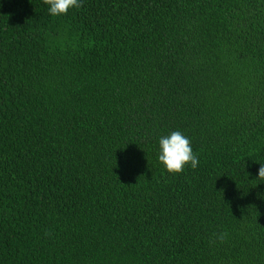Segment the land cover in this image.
Listing matches in <instances>:
<instances>
[{
    "label": "trees",
    "instance_id": "16d2710c",
    "mask_svg": "<svg viewBox=\"0 0 264 264\" xmlns=\"http://www.w3.org/2000/svg\"><path fill=\"white\" fill-rule=\"evenodd\" d=\"M80 3L0 0V264H264V0Z\"/></svg>",
    "mask_w": 264,
    "mask_h": 264
},
{
    "label": "clouds",
    "instance_id": "9594fccd",
    "mask_svg": "<svg viewBox=\"0 0 264 264\" xmlns=\"http://www.w3.org/2000/svg\"><path fill=\"white\" fill-rule=\"evenodd\" d=\"M49 5V12L52 16L58 17L66 15L72 8L79 9L82 5L80 0H44ZM160 155L159 161L165 166L169 174L179 175L189 166L195 170L199 164V157L194 154L189 138L182 132L175 131L168 137H162L159 141ZM258 179L264 180V166H260ZM227 232L214 234L215 239L221 243L228 238Z\"/></svg>",
    "mask_w": 264,
    "mask_h": 264
}]
</instances>
